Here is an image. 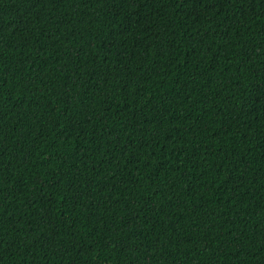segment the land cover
<instances>
[{
  "label": "trees",
  "instance_id": "obj_1",
  "mask_svg": "<svg viewBox=\"0 0 264 264\" xmlns=\"http://www.w3.org/2000/svg\"><path fill=\"white\" fill-rule=\"evenodd\" d=\"M0 264H264V0H0Z\"/></svg>",
  "mask_w": 264,
  "mask_h": 264
}]
</instances>
